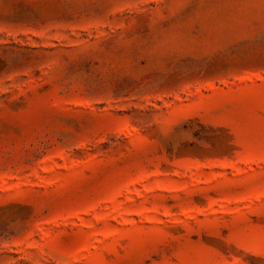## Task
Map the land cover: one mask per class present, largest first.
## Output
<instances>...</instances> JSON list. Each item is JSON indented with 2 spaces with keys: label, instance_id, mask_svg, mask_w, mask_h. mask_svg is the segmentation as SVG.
Returning <instances> with one entry per match:
<instances>
[{
  "label": "rangeland",
  "instance_id": "rangeland-1",
  "mask_svg": "<svg viewBox=\"0 0 264 264\" xmlns=\"http://www.w3.org/2000/svg\"><path fill=\"white\" fill-rule=\"evenodd\" d=\"M0 264H264V0H0Z\"/></svg>",
  "mask_w": 264,
  "mask_h": 264
}]
</instances>
